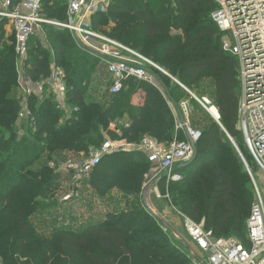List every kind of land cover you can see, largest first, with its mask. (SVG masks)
Segmentation results:
<instances>
[{
  "label": "trees",
  "instance_id": "trees-1",
  "mask_svg": "<svg viewBox=\"0 0 264 264\" xmlns=\"http://www.w3.org/2000/svg\"><path fill=\"white\" fill-rule=\"evenodd\" d=\"M43 9L48 18H66L61 0H43ZM215 9L212 0H112L105 13L90 17V23L159 65L186 89L198 91L207 83V91L196 93L211 99L219 124L207 119L195 160L176 169L182 178L168 185V196L180 213L196 223L203 221L214 237L237 236L245 241L254 190L239 154L252 174L254 162L238 126V61L221 48L222 34L211 18ZM106 18L111 23L104 33L100 29ZM2 31L0 26L4 48ZM45 32V44L37 40L30 44L29 75L33 80L48 77L53 60L66 74L71 112L64 114L50 98L32 99L36 132L28 131L18 140L14 46L0 52L1 63L9 55L12 58L10 71L0 73V264H192L171 231L143 207L81 219L70 212L58 213L47 202L54 188L69 182L67 174L49 168L53 157L65 152L87 155L98 149L105 137H116L108 130L112 122L120 140L132 144L145 136L166 146L175 139L185 140L184 132L175 131L171 102L180 108L189 90L152 70L156 86L128 78L119 94L107 93V102L99 104L86 91L98 61L79 50L67 31L47 27ZM10 75L12 80H7ZM210 112L216 116L213 109ZM43 154V165L37 171L27 170ZM154 165L136 150L106 155L90 175L92 195L102 199L116 189L126 205L142 193ZM160 179L159 188L164 190V177ZM45 214L55 215L53 221L46 223ZM32 215L43 220L41 233ZM67 219L70 227L62 226Z\"/></svg>",
  "mask_w": 264,
  "mask_h": 264
},
{
  "label": "built area",
  "instance_id": "built-area-1",
  "mask_svg": "<svg viewBox=\"0 0 264 264\" xmlns=\"http://www.w3.org/2000/svg\"><path fill=\"white\" fill-rule=\"evenodd\" d=\"M212 1L216 9L211 18L222 34L221 48L235 57L239 65V130L253 162L264 173V0ZM111 2L66 0V18L59 21L45 15L43 0H1L0 26H3L4 31L8 30L17 60L19 111L14 130L18 140L24 138L28 131L36 132V120L30 105L32 99L50 98L64 114L71 112L67 103L66 74L53 60L48 77L33 80L29 75L30 44L34 40L46 39L47 27L67 31L79 50L97 59L110 82L106 89L109 96L119 94L128 78L154 85L152 70L170 77L147 57L92 28L90 17L105 13ZM173 81L187 91L182 84ZM194 99L204 108L211 105L205 98H201V101ZM212 109L218 121L215 107L209 110ZM180 111L188 137L197 144L201 132L190 127L186 103L181 102ZM175 131L183 132L178 118ZM126 148L144 153L150 163L158 165L166 188L170 183L181 180L182 176L176 169L192 157V146L187 139H175L167 146L149 136L143 137L138 144L105 140L98 149L87 155L80 154L65 163L49 162V168L55 174L69 176V182L57 187L62 190L64 186L71 185L70 191L62 192V200L77 199L80 190L89 185L90 175L102 158ZM239 155L246 165L254 190V202L246 222L245 241L216 238L211 231L205 230L203 221L196 223L181 215L185 233L195 252L202 258L196 259L193 256L194 264H264V190L258 186L244 157Z\"/></svg>",
  "mask_w": 264,
  "mask_h": 264
},
{
  "label": "rangeland",
  "instance_id": "rangeland-1",
  "mask_svg": "<svg viewBox=\"0 0 264 264\" xmlns=\"http://www.w3.org/2000/svg\"><path fill=\"white\" fill-rule=\"evenodd\" d=\"M61 2L63 5L66 4V0H61ZM134 6H135V4H134ZM109 22H110V20L108 18H106L104 26H102L103 28L100 29L102 32L106 31L103 29H107L110 26L111 22L110 23ZM2 32H3V34H2L3 43L6 45L3 48V44L1 43L2 46H0V52L5 48L7 50H9L12 47V44H11L12 39L9 35L8 30L2 31ZM64 38H65V36L63 37V39ZM37 41H40V40H37ZM87 55L91 58H94V57L90 56L89 54H87ZM11 60H12L11 55H9V57L6 60L7 62L6 61H4L3 63L0 62V73L5 71V70H6L5 71L6 73H8L10 71L9 65L11 64ZM16 64H17V60L15 58V69L17 68ZM98 64H99V62H97V64L95 62L93 63L94 70L92 72V79H91V81H89V84L86 88V91H87V94L90 95L94 101L103 105V104H105V102H107L106 100L109 98L108 94L106 92V89L109 86L110 82H109V79H108V76L106 75V73L102 71V68H101L102 66H100ZM157 66L160 68L159 65H157ZM160 69L163 70L162 68H160ZM163 71L166 72L165 70H163ZM12 78H13V76L10 75V77L7 78V80H9V79L12 80ZM170 79L173 81L172 77ZM154 86H156L155 81H154ZM202 89H205L206 91H207V89H209V86L207 85V83L200 84L198 87V91L195 88H193L191 90L186 89L187 91L189 90V93H188L189 97H187V98L183 97L182 98V101L184 103H186L187 108H188L189 125L192 129L198 130L199 132H202L203 126L208 121L207 119H211L212 121L217 123L215 118H213V116H212L213 114L209 110L210 108L214 107L211 99L208 97L207 94L200 96V95H198V93H196V92L203 91ZM194 97L200 101H201V98H205L210 102L211 105L205 106V108H204L194 99ZM191 99H192L193 103L190 101ZM135 102H138V99H136ZM115 124H116V122H112L109 125L108 130L114 132L116 134V137L115 138H111L110 136H109L110 138L105 137L104 141L105 140H111V139H114L111 141H119L120 140V134L117 133L116 128H115ZM231 142L234 144L233 141H231ZM238 142L241 146L242 143H241L239 138H238ZM68 154L69 155H67L66 153H62L59 155H55L53 158L54 159L56 158L61 163H65V162L72 160L74 158L72 153H68ZM79 155H76V157H78ZM54 159L51 161H55ZM45 160H46V155L43 154V156L37 162L30 165L29 169H27V170L37 171L40 168V166L43 165ZM251 169L253 171V175H254V178H255L258 186L262 190H264V173L258 168V166L255 163H254V167H251ZM155 173L158 175L160 174L159 176H161V170L159 168H158V170H154L153 168L148 170V176H147V179L143 185L142 193L136 197H131L132 199H128V203L126 205L122 204V201H123V199H121L122 197H120V195H118V193L115 191L109 192L107 194V196H105L102 199L100 198V200L91 196L88 192L89 189H87L88 185L84 186L80 190L79 197L77 199L74 198V199H71L68 201L64 199L65 200L64 201V200H62L63 199L62 198L63 197L62 192L70 191L71 185H69V184L64 186L62 190H59V188H57V187L54 188V190H52L50 192V194H51L50 197H47V202L51 205L53 204L55 206L56 212H58V213L70 212V213L74 214V212L76 210L78 212L83 211L84 217L82 219L89 217V215L98 217L97 213H99L102 210L107 211V212L110 211L114 214H118L119 212H125V211L129 212V211L134 210L136 208L143 207L146 211H148L150 213V215H152L154 218H157L160 222H162L165 230L171 231L174 238L179 241L178 245L183 249V251L187 254L188 257H190L192 260H193V256L196 259H198V258L202 259L200 256H198L197 252H195V249L193 248L192 244L190 243V241H189V239L185 233V230L183 227V219L181 217V215H183V214L180 213L178 211V209L176 208V205L172 204V202L170 201L167 188L164 190H162V188L161 189L159 188L162 185L161 184L162 180L160 179L161 180L160 181L158 179L160 182L159 181L153 182V181H151V179L148 180V177H152ZM165 186H166V183H165ZM253 202H254V192L252 195L251 206H252ZM118 203H119V205H118ZM75 208H76V210H75ZM54 216L55 215H52V217H50L49 215L45 214V215H43L42 218L47 220L46 223H49V222L53 221ZM74 216H75V214H74ZM30 218H32V220L35 221L34 227H35L36 231H39L41 233L42 231L40 230V228L42 227L41 224L43 223V220L37 221L38 218L36 217V219H35L34 215H32ZM70 223H71L70 220L67 219L65 221V223L63 221V223H61V225L64 227H66V226L70 227ZM174 226H175V228H174ZM47 233H50V231L48 230ZM228 238H234V239L242 241L241 238H239L237 236H229ZM192 264H194V263H192Z\"/></svg>",
  "mask_w": 264,
  "mask_h": 264
},
{
  "label": "crops",
  "instance_id": "crops-1",
  "mask_svg": "<svg viewBox=\"0 0 264 264\" xmlns=\"http://www.w3.org/2000/svg\"><path fill=\"white\" fill-rule=\"evenodd\" d=\"M0 2H1V0H0ZM46 29V28H45ZM45 41H46V39L45 38H42V40H41V42L43 43V44H45ZM173 111V114L175 115V118H177V116H176V113H175V110L173 109L172 110ZM185 139H186V137H185ZM120 142H122V143H126V141L125 140H119ZM134 149L133 148H126V149H124V150H121V151H127V152H131V151H133ZM67 155H69L68 153H71V152H65ZM59 155V154H58ZM72 155L74 156V158L76 157V155L77 154H74V153H72ZM57 163H60L56 158L54 159ZM153 167V169L154 170H158V168H159V166L158 165H154V166H152ZM160 175V174H159ZM159 175L158 174H154L152 177H148V180H150L151 179V181H157L158 179H159ZM87 189H89V194L91 195V196H93V197H95V198H97V199H99L100 200V198L99 197H96V196H94V195H92V193H93V191H92V188H91V186H90V184L88 185V188ZM111 191H115V192H117L118 193V195H120V197H121V193H119L118 192V190H116V189H113V190H111ZM110 191V192H111ZM75 210H76V208H75ZM104 212H106V211H100L99 213H101V214H105ZM82 213V214H81ZM74 214L79 218V217H81V219L84 217L83 216V211H81V212H78L77 210L74 212ZM93 217H95V216H93ZM75 225H77V223H75ZM174 228H175V226H174ZM170 231V230H169Z\"/></svg>",
  "mask_w": 264,
  "mask_h": 264
},
{
  "label": "water",
  "instance_id": "water-1",
  "mask_svg": "<svg viewBox=\"0 0 264 264\" xmlns=\"http://www.w3.org/2000/svg\"><path fill=\"white\" fill-rule=\"evenodd\" d=\"M171 105H172V107L174 108V110H175V112H176V116H177V118H178V120H179V123L183 126V132H184V134H185V137H186V139L188 140V142L191 144V146H192V157L190 158V160L187 162V163H185V164H183V165H181L180 167H182V168H185V167H188L194 160H195V158H196V156H197V148H196V144H194L191 140H190V138L188 137V135H187V130H186V128H185V126H184V120H183V116H182V113H181V111H180V108H178L177 106H176V104H174L173 102H171ZM214 118V117H213ZM215 120H216V118H215ZM219 120V119H218ZM216 122L219 124V122L216 120ZM230 139V138H229ZM232 141V140H231ZM244 166L246 167V165L244 164Z\"/></svg>",
  "mask_w": 264,
  "mask_h": 264
},
{
  "label": "bare ground",
  "instance_id": "bare-ground-1",
  "mask_svg": "<svg viewBox=\"0 0 264 264\" xmlns=\"http://www.w3.org/2000/svg\"><path fill=\"white\" fill-rule=\"evenodd\" d=\"M210 113V112H209ZM213 116V115H212ZM214 117V116H213ZM215 118V117H214Z\"/></svg>",
  "mask_w": 264,
  "mask_h": 264
}]
</instances>
